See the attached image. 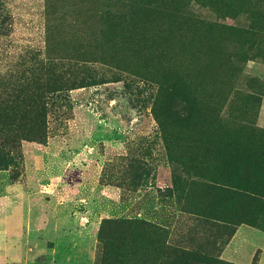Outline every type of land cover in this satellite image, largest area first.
Returning a JSON list of instances; mask_svg holds the SVG:
<instances>
[{"label":"rangeland","instance_id":"374dc122","mask_svg":"<svg viewBox=\"0 0 264 264\" xmlns=\"http://www.w3.org/2000/svg\"><path fill=\"white\" fill-rule=\"evenodd\" d=\"M131 2L0 0V93L40 61L66 84L42 139L0 133V264H264V204L238 182L246 172L252 188L239 160L264 148V97L245 83L264 62L225 76L228 104L209 107L237 126L235 158L204 136L205 106L187 120L163 77L187 88V0ZM103 11L131 22L115 32ZM149 17L162 57L146 62L128 32Z\"/></svg>","mask_w":264,"mask_h":264},{"label":"trees","instance_id":"16d2710c","mask_svg":"<svg viewBox=\"0 0 264 264\" xmlns=\"http://www.w3.org/2000/svg\"><path fill=\"white\" fill-rule=\"evenodd\" d=\"M131 3L140 12L153 10L149 6V0H132ZM186 4L191 12L188 13L187 10V47H182L181 52L187 55V88L174 85V81L168 77L169 71L164 70L163 77L171 89V101H177L179 106H187V120L194 117L189 106H205L208 128L203 132L204 136L214 139L215 143L222 145L232 156L240 158L237 156L242 153L236 142L240 136L235 130L237 126L230 124L220 113L212 115L209 107L228 104L229 92H224L225 76H229L233 70L241 71L248 60L260 58L264 62V0H187ZM192 5L210 9L214 18L194 15ZM181 6H185V3ZM177 9L176 6L175 12L178 14ZM101 15L106 16L109 26L115 32H120L123 26L131 22L124 23L123 17L113 12L103 11ZM227 18L244 24L229 23ZM130 20L139 18L134 16ZM147 21L148 23L136 22L137 26L141 25V29L145 30L144 33L140 35L128 32V38L137 44L138 55L149 62L151 58L162 57V53L156 45L154 35L150 33L151 29H155L152 27L154 19L149 17ZM180 63L181 66L182 62ZM37 64L27 69L31 74L25 72L20 79L10 81L2 88L4 93H0V133L28 140H40L45 136L46 100L64 91L66 84L61 76L57 77L50 64L43 61ZM245 79V83L253 86V89L258 87L256 92L264 97V78L246 74ZM82 81L84 83L85 80ZM219 89L223 92H219ZM239 128L243 130V127ZM220 150L210 147L205 153L210 155ZM242 158L239 160L242 170H250L256 181L247 190L245 185H250L246 180L248 175L240 172L239 189L264 199V186H261L264 181V148L257 154V159L249 158L248 154ZM262 199L260 205L264 204Z\"/></svg>","mask_w":264,"mask_h":264}]
</instances>
